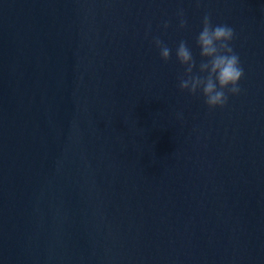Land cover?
I'll use <instances>...</instances> for the list:
<instances>
[{
  "label": "water",
  "instance_id": "water-1",
  "mask_svg": "<svg viewBox=\"0 0 264 264\" xmlns=\"http://www.w3.org/2000/svg\"><path fill=\"white\" fill-rule=\"evenodd\" d=\"M206 13L244 69L213 110L175 61ZM0 264H264V0H0Z\"/></svg>",
  "mask_w": 264,
  "mask_h": 264
},
{
  "label": "clouds",
  "instance_id": "clouds-1",
  "mask_svg": "<svg viewBox=\"0 0 264 264\" xmlns=\"http://www.w3.org/2000/svg\"><path fill=\"white\" fill-rule=\"evenodd\" d=\"M178 28L183 30L187 24L183 9L176 12ZM169 22L162 25L166 30ZM150 30V25L149 29ZM234 29L225 24H213L209 14H204L201 27L195 37V47L199 50L200 62L197 64L192 49L181 40L175 49V61L183 69L178 77V88L189 96L202 97L207 109L223 108L229 97L241 92L240 81L244 76L239 55L233 48ZM152 44L158 50L159 58L167 63L172 50L159 38Z\"/></svg>",
  "mask_w": 264,
  "mask_h": 264
}]
</instances>
